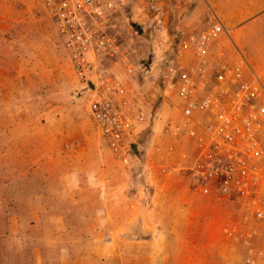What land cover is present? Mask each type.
Returning a JSON list of instances; mask_svg holds the SVG:
<instances>
[{
  "label": "rangeland",
  "instance_id": "374dc122",
  "mask_svg": "<svg viewBox=\"0 0 264 264\" xmlns=\"http://www.w3.org/2000/svg\"><path fill=\"white\" fill-rule=\"evenodd\" d=\"M127 2L110 21L123 55L118 58L127 63L101 57L95 64L96 72L107 71L122 83L120 99L138 117V154L131 153L129 165L107 158L108 165L118 163L128 173L125 205L115 208L102 206L101 194L85 186V138H99L90 115L93 94L78 80L44 2L0 0V264H147L150 236L133 234L141 230L143 206L153 198L169 204L159 226L166 232L160 242L163 264H251L249 245L240 236L254 224L245 223L242 205L196 191L191 178L176 170L192 148L171 133L180 121L176 93L163 97L161 74L172 55L173 34L183 27L205 28L208 10L189 26L195 4L165 10L157 21L144 17L143 0ZM219 16L230 34L219 47L229 54L240 50L264 83V24L243 31L245 22L229 24ZM127 64L133 74L126 73ZM23 164L25 179L6 172ZM114 216L122 219L114 222ZM132 217L138 221L129 222ZM227 226L238 228V241L225 236ZM257 227L260 235L250 244L259 249L264 223ZM99 233L102 245L116 243L128 247L127 253L97 259L88 249L97 245ZM34 249L40 252L34 255Z\"/></svg>",
  "mask_w": 264,
  "mask_h": 264
},
{
  "label": "built area",
  "instance_id": "2783aa9c",
  "mask_svg": "<svg viewBox=\"0 0 264 264\" xmlns=\"http://www.w3.org/2000/svg\"><path fill=\"white\" fill-rule=\"evenodd\" d=\"M42 1L78 80L93 94L90 115L101 140L117 162L129 165L138 117L120 99L122 83L107 71L96 72L95 65L101 57L127 63L118 58L123 55L110 34V21L129 7L127 0ZM196 1L143 0L144 17L158 21L163 11H183ZM205 23L203 30L183 27L173 34L172 55L161 74L163 97L175 92L180 113L171 133L192 148L176 170L191 178L196 191L242 205L245 223L254 225L240 239L249 245V263L264 264V247L250 244L260 235L257 224L264 223V83L240 50L229 54L219 47L230 34L214 8ZM126 73H134L130 64ZM238 233L236 226L224 229L230 240L238 241Z\"/></svg>",
  "mask_w": 264,
  "mask_h": 264
},
{
  "label": "crops",
  "instance_id": "0c3cea01",
  "mask_svg": "<svg viewBox=\"0 0 264 264\" xmlns=\"http://www.w3.org/2000/svg\"><path fill=\"white\" fill-rule=\"evenodd\" d=\"M194 6V14L189 18L187 17L186 19V24L189 26H193L195 24L197 18L195 15L201 14L210 7L214 8L220 15L225 16V19L227 22H229V24L245 22L246 24L243 28V31H251L256 27L257 24H264V22H262L264 21V0H197ZM256 16L259 17L256 18ZM222 40L223 39L220 41V46H222ZM101 142L106 145V143L101 140L100 135L98 139L93 137L85 138V172L82 175V177H85V186H87L88 189L97 191L101 194L100 204L102 206H114L115 208L124 207L125 201L123 194L126 187L125 181L128 180V173L125 167L118 163L116 164L113 162L115 164L113 167L108 165L107 158H109V160L112 162V157L110 159V156L113 155L112 153L110 154V150L108 151V149H102L100 144ZM11 167H8L10 171H6L8 175H15L16 173H19L21 177L24 179L26 178L24 164L21 168L19 166L15 170L11 169ZM75 173L77 172L73 171L69 173V175H73ZM149 180L151 181L150 178ZM72 182L75 184L77 180H72ZM136 202L139 203V200L136 199ZM168 205V201L162 198H153L150 205H144L143 208L147 213L144 218L140 216L142 219L141 230L133 234L135 239H138L142 236H150V241L148 244H150L151 247H147L145 252V254L148 256L147 264L164 263L163 255L165 253V249L160 245V242L164 238L166 232L162 228H159V226L161 227L165 216V207ZM138 218L139 217L129 218V222L138 221ZM118 219L122 218L119 216H114V222H118ZM97 238V245L88 249V251L93 253L97 259L107 260V258L111 256L120 258L122 255L127 253L128 247H123L117 245L116 243L102 245L101 233H99ZM134 250L141 251L142 249L141 247H136ZM24 251L29 253V249H24ZM33 251L34 255L36 251L40 252V250L35 249Z\"/></svg>",
  "mask_w": 264,
  "mask_h": 264
},
{
  "label": "water",
  "instance_id": "95a60500",
  "mask_svg": "<svg viewBox=\"0 0 264 264\" xmlns=\"http://www.w3.org/2000/svg\"><path fill=\"white\" fill-rule=\"evenodd\" d=\"M89 88H90L91 90L94 89L92 84H89ZM132 150H133L136 154H138V148H137L136 145H132Z\"/></svg>",
  "mask_w": 264,
  "mask_h": 264
}]
</instances>
